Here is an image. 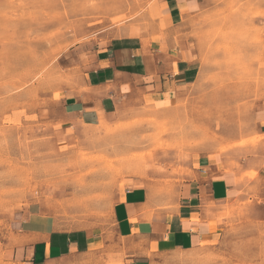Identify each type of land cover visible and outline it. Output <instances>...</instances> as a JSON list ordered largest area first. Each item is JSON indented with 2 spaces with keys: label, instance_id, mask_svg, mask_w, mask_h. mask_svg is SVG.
Wrapping results in <instances>:
<instances>
[{
  "label": "rangeland",
  "instance_id": "obj_1",
  "mask_svg": "<svg viewBox=\"0 0 264 264\" xmlns=\"http://www.w3.org/2000/svg\"><path fill=\"white\" fill-rule=\"evenodd\" d=\"M182 2L177 37L197 80L170 108L137 103L71 127L60 95L83 83L114 38L152 30L162 0H0V264H26L20 223L34 203L62 228L87 229L95 245L49 264H264V223L245 203L217 241L189 251L139 248L147 239L115 231L112 207L125 183H147L174 207L194 156L257 152L264 141V0Z\"/></svg>",
  "mask_w": 264,
  "mask_h": 264
},
{
  "label": "crops",
  "instance_id": "obj_2",
  "mask_svg": "<svg viewBox=\"0 0 264 264\" xmlns=\"http://www.w3.org/2000/svg\"><path fill=\"white\" fill-rule=\"evenodd\" d=\"M182 3L162 0L163 16L152 30L138 37H116L93 55L83 83L59 98L71 127L94 125L103 115L130 113L137 103L170 108L180 90L197 80L199 66L177 37ZM263 127L264 116L261 135ZM256 149L242 154L213 147L194 156L174 207H164L163 197L156 198L147 183H125L112 207L117 235L147 239L139 248L189 251L217 241L231 209L243 203L252 218L264 223L263 139ZM250 170H258L256 179H244V171ZM92 238L87 229L62 228L52 213L34 203L23 213L18 251L26 264H49L93 249Z\"/></svg>",
  "mask_w": 264,
  "mask_h": 264
},
{
  "label": "bare ground",
  "instance_id": "obj_3",
  "mask_svg": "<svg viewBox=\"0 0 264 264\" xmlns=\"http://www.w3.org/2000/svg\"><path fill=\"white\" fill-rule=\"evenodd\" d=\"M92 2H93V1H92ZM72 3H73V2H72ZM214 4H215V3H214ZM92 7H93V6H92ZM253 7H254V6H253ZM80 8H81V7H80ZM248 8H249V7H248ZM250 8H251V7H250ZM250 8H249V9H250ZM72 9H73V8H72ZM74 9H75V8H74ZM60 12H61V11H60ZM199 13H200V12H199ZM220 13H221V12H220ZM67 14H68V13H67ZM228 15H229V14H228ZM62 17H63V16H62ZM70 18H71V17H70ZM76 18H77V17H76ZM182 18H183V17H182ZM219 19H220V18H219ZM219 19H218V20H219ZM229 19H230V18H229ZM226 20H227V19H226ZM214 22H215V21H214ZM250 27H251V26H250ZM237 28H238V27H237ZM244 28H245V27H244ZM238 29H239V28H238ZM123 30H124V29H123ZM145 32H146V31H145ZM207 37H208V36H207ZM205 39H206V38H205ZM75 44H76V43H75ZM217 44H218V43H217ZM224 45H225V44H224ZM227 45H228V44H227ZM235 45H236V44H235ZM219 47H220V46H219ZM219 49H220V48H219ZM239 51H240V50H239ZM238 58H239V57H238ZM142 110H143V109H142ZM140 147H141V146H140ZM142 151H143V150H142ZM139 152H140V151H139ZM111 158H112V157H111ZM41 174H42V173H41ZM45 179H46V178H45ZM39 195H40V194H39ZM66 221H67V220H66ZM128 241H130V240H128ZM131 242H132V241H131ZM128 243H129V242H128ZM131 244H132V243H131ZM133 245H134V243H133ZM133 245H132V246H133ZM137 245H139V244H137ZM122 246H123V245H122ZM129 246H130V244H129ZM132 246H131V247H132ZM134 246H135V245H134ZM139 246H140V245H139ZM125 247H126V246H125ZM117 249H118V248H117ZM92 260H93V259H92ZM88 263H89V262H87V264H88Z\"/></svg>",
  "mask_w": 264,
  "mask_h": 264
}]
</instances>
